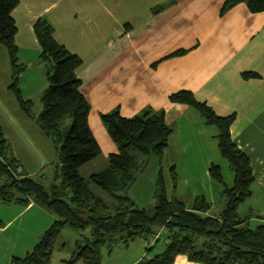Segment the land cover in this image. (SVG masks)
Instances as JSON below:
<instances>
[{"label":"crops","instance_id":"crops-1","mask_svg":"<svg viewBox=\"0 0 264 264\" xmlns=\"http://www.w3.org/2000/svg\"><path fill=\"white\" fill-rule=\"evenodd\" d=\"M225 2L20 0L12 15L17 25L15 42L21 61L28 65L38 61L41 45L34 24L39 18L52 25L59 43L83 60L77 75L82 81L81 91L91 104L89 123L101 155L81 168L82 176L88 177L105 168L109 155L118 152L101 113L119 108L124 117H132L146 108L162 109L171 125L191 106L173 103L169 96L188 89L217 114H236L231 125L232 138L251 159L255 181L264 186V11L253 13L242 2L223 12ZM181 49L187 52L172 56ZM5 55L9 56L8 49L0 46V56ZM244 72H256L260 77L247 79L243 77ZM30 75L27 67L21 75V88L27 90L34 86L32 93L41 94L48 86L45 77L37 79L35 84ZM32 77L36 79L35 75ZM7 98L12 101L11 97ZM27 122L30 120L21 119L20 127ZM0 125L21 170L30 177H42L44 161L33 154L26 158L28 168L7 133V128L14 133L18 125L12 122L6 125L0 122ZM28 128L31 136L42 132L37 125ZM53 155L54 158L55 152ZM56 219L53 213L34 201L1 204L0 264H11L14 257L31 252ZM67 228H63L60 236L69 230ZM162 231L150 237L140 236L128 245L118 244L110 253L103 248L101 264H138L151 259L150 253L161 246L157 242ZM80 234L70 245L59 236L52 264H65L76 243L83 239ZM174 264L203 263L179 254Z\"/></svg>","mask_w":264,"mask_h":264},{"label":"trees","instance_id":"trees-1","mask_svg":"<svg viewBox=\"0 0 264 264\" xmlns=\"http://www.w3.org/2000/svg\"><path fill=\"white\" fill-rule=\"evenodd\" d=\"M20 0H0V46L9 52L12 82L9 89L15 94L20 109L34 118L32 103L25 100L20 88V74L25 66L18 64L15 42L17 25L13 11ZM246 3L253 13L264 11V0H226L223 12L239 3ZM41 45L38 60L47 65L48 87L40 96L43 105L37 115L40 127L55 147L53 184L46 186L32 177L18 178L16 159L0 125V205L6 202L38 203L57 219L46 229L31 252L14 257L11 264H52V256L64 227L85 230L90 237L76 243L72 256L65 264H101L102 249L112 252L118 245H128L140 236L150 237L158 230L167 231L164 250L138 264H174L179 254L203 264H264V222L251 226L249 217H241L236 209L251 196L255 175L251 159L241 150L231 135L236 114L221 116L188 89L169 96L173 103L193 107L208 124L218 129L217 138L223 156L234 171V185L225 189L226 206L218 216L208 214L211 205L205 198H196L188 207L177 198L166 195L165 179L160 171L157 178V203L153 209L140 208L125 192L135 182L140 171V155L152 154L159 159L169 145L173 129L166 121L165 110L146 108L141 113L124 117L119 108L101 113V119L118 152L110 154L105 168L88 177L81 168L101 155V148L90 127L91 104L81 91L77 75L83 64L81 57L71 52L54 37V28L43 18L34 24ZM187 52L181 49L172 56ZM244 78H258L256 72H244ZM211 175L223 180L220 167L211 166ZM170 176L176 186L175 166ZM93 185L108 192V203L98 195ZM0 221V225H1Z\"/></svg>","mask_w":264,"mask_h":264},{"label":"rangeland","instance_id":"rangeland-1","mask_svg":"<svg viewBox=\"0 0 264 264\" xmlns=\"http://www.w3.org/2000/svg\"><path fill=\"white\" fill-rule=\"evenodd\" d=\"M8 57V55L0 56V122L5 125L8 122L18 125L14 133H10V129L8 128L7 133L23 160L26 161V158L34 154L38 156L40 161H44L43 164L45 166L43 167L44 171L42 170V177H40V175H32V178L42 182L47 190H49L51 184L54 182L53 167L56 159L55 157L53 158V152H55L53 150V148L55 149V147H53V141L45 131L41 129L37 120V115L43 109L40 96L44 90L41 94L37 92V95H35L32 93L34 86L28 87L27 90H23L20 82L22 96L25 100L31 101L32 112L35 117L26 116L20 109L15 94L9 89L12 82V69ZM17 58V63L25 66V70L20 74V81L21 75L28 67L29 72L36 77V79H34L32 75H30V80L32 82L36 84L38 82L37 79L43 80L45 77L48 83L46 76L47 65L45 63L38 60L34 65H28L20 60L19 55ZM43 69L44 74L42 73ZM38 71L41 73H38ZM8 84L10 85L7 87ZM36 90L41 91L40 87H36ZM6 96L11 97L9 99H12V101H8ZM186 109L187 110L183 112L181 117L177 119L174 124L170 125L173 132L169 140V145L163 152L162 158L159 159L152 154L140 155V171L135 182L125 192V195L131 197L138 207L153 209L157 203V178L161 171L164 175L165 184H167V197L180 199L187 205L194 204L196 198H205L211 205L208 214L218 216L226 206L225 189L234 185L235 174L229 161L223 156L219 148L217 127L208 124L194 108L187 107ZM21 119H28L30 122L20 127ZM33 125H37V127L42 130V132L39 130L41 133L40 135L34 136L35 134H33V137L31 136V131L28 127ZM31 138L35 139L28 142ZM99 161L102 162L101 159ZM31 162L34 163L33 159H31ZM17 164L15 175L18 178L28 177V173L21 170L18 162ZM212 165L220 167L223 178L221 182L217 181L211 175L210 169ZM172 166H175L178 177L176 186L173 184L172 177L170 176V168ZM83 171L87 172V168H84ZM48 173L49 175L45 176V174ZM2 181L3 179L0 177V183ZM92 187L96 190L95 192L108 203L113 201L108 192L95 185ZM252 192L251 196L239 203L236 212H238L241 217H249L251 226L256 227L264 222V186H260L257 181H255L252 185ZM67 229L69 230L63 232L60 238L62 237L68 245H70L80 233V235L83 236L82 238L90 237L91 235V228L81 230L68 227ZM162 230L164 229L162 228ZM166 234V230L162 231L159 236L160 239L157 242L158 245L161 246H156V252L150 253L149 257L153 258L163 251L164 248L161 251L158 250L164 245Z\"/></svg>","mask_w":264,"mask_h":264}]
</instances>
